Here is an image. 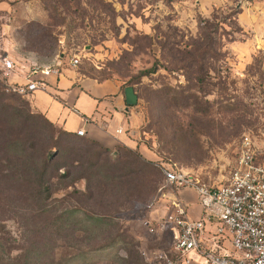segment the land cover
Segmentation results:
<instances>
[{"label": "rangeland", "instance_id": "rangeland-1", "mask_svg": "<svg viewBox=\"0 0 264 264\" xmlns=\"http://www.w3.org/2000/svg\"><path fill=\"white\" fill-rule=\"evenodd\" d=\"M37 48L47 52L31 51ZM5 54L19 67L27 56L60 57L67 71L76 55L79 71L131 85L135 137L145 153L136 152L152 162L156 181L145 187L141 179V187L140 173L121 178L114 195L138 189L142 198L122 197L110 222L90 221L106 209L102 178L70 160L68 145L76 141L28 99L5 97L2 105L12 108L0 112V172L32 173L33 162L46 159L39 170L50 192L34 201L17 197L26 183L0 179V255L41 248L55 264H165L158 255L170 254L168 233L144 224L166 213L174 197L161 167L220 184L244 136L264 146V0H0V58ZM119 147L101 160L114 162L116 152L125 153ZM121 158L141 171L133 156ZM188 190L180 194L187 204Z\"/></svg>", "mask_w": 264, "mask_h": 264}, {"label": "built area", "instance_id": "built-area-1", "mask_svg": "<svg viewBox=\"0 0 264 264\" xmlns=\"http://www.w3.org/2000/svg\"><path fill=\"white\" fill-rule=\"evenodd\" d=\"M0 80L7 93L28 96L45 90L46 80L60 74V57L22 73L8 55L0 58ZM76 67L79 58L68 60ZM23 74V83H9V73ZM83 136V128L76 130ZM164 180L171 185L174 197L165 201L166 213L144 224L150 231L168 233L170 254L158 255L165 264H264V146L244 136L238 146L234 163L224 182L209 184L181 170L161 167ZM183 189H192L198 200L200 216L189 214L188 204L180 196ZM179 191V193H178ZM230 244L233 252L225 248ZM238 252V253H235Z\"/></svg>", "mask_w": 264, "mask_h": 264}, {"label": "crops", "instance_id": "crops-1", "mask_svg": "<svg viewBox=\"0 0 264 264\" xmlns=\"http://www.w3.org/2000/svg\"><path fill=\"white\" fill-rule=\"evenodd\" d=\"M212 1L199 0L204 6ZM26 58L20 65L22 73L34 64L41 66L55 60L41 61L35 55ZM66 66L70 68L69 71L61 64L60 74L46 80L45 90H35L25 98L50 122L65 131L76 133L77 129L83 128V136L97 140L110 150L123 145L145 153L135 137L139 117L134 106L127 104L121 82L114 78L98 79L79 71L69 62ZM22 73H9L6 79L9 83H23ZM189 191L183 189L180 194ZM192 193L188 210L191 217L198 218V200L193 190Z\"/></svg>", "mask_w": 264, "mask_h": 264}, {"label": "trees", "instance_id": "trees-1", "mask_svg": "<svg viewBox=\"0 0 264 264\" xmlns=\"http://www.w3.org/2000/svg\"><path fill=\"white\" fill-rule=\"evenodd\" d=\"M32 52H44L46 53L47 50L41 51L40 49H33ZM126 87H132L131 85H122L121 89L122 91L125 90ZM133 88V87H132ZM134 90V89H133ZM5 97L14 98V99H24V96L16 95L12 93H7L4 89V85L0 81V112L3 110H6L7 108H12L11 105H2V100ZM26 99V98H25ZM45 117V116H44ZM46 121L48 123L50 122L46 117ZM64 133L67 135H70L76 142L74 144L68 145L67 153L68 157H70V160L72 162H76L77 164H81V166L84 168V170L88 169L89 176L93 177L95 179L98 175L102 178V182L97 180V185L101 184L104 185L103 188H101V196L106 198V209L105 212L94 216L91 214L90 221L94 220H101L104 221L106 219L112 220V211H115V207L123 205L125 200L123 199L122 203L120 202V199L124 197L126 199V202L129 200V198L133 195L136 197H141L143 195L142 191H139L137 189V193L132 194H113L116 192L117 184L119 183V187L124 186V184L120 181L121 178L128 177V176H137V173H140V179L137 181L136 186L142 184L143 179L145 181V187H149L153 185L156 181V174L154 167L152 166V162L146 161L136 152V149H131L123 145H117L115 148L111 150H115L120 148L119 146H122L125 150V153L120 154L116 152V158H114V162H109L108 160L102 161V155L109 153L111 150L107 147L101 145L97 140L85 137V136H78L76 133L68 132L63 130ZM80 143H86L84 146H80ZM11 148H15L14 145L11 146ZM127 153V154H126ZM131 155L135 158V164L138 166H141L142 169L133 170L132 168H129V162L127 160L122 159L121 157H125L127 155ZM90 159L91 162L88 160ZM33 168L32 173L27 172L26 170H13L7 172V174L2 175L0 172V179L7 178L8 180L18 181V182H25L27 185V189L22 193L17 195V197H21L23 195H26L28 198H32V200H38V199H44L43 197H46L49 195L50 192V185L47 183V181L44 180L43 175L44 171H40V168H46L47 166V160L44 159L42 162H33ZM72 165V164H70ZM114 169H119L120 171L118 173L114 172ZM122 172V173H121ZM66 173V176L69 174V172L65 171L63 175ZM84 174V172H83ZM62 175V176H63ZM163 175V174H162ZM95 183V184H96ZM142 187V186H141ZM89 188L91 189L89 191V198H93L94 189H96V185L92 184L89 185ZM3 188H0V196H3L2 190ZM108 198H112L111 201H108ZM77 212V210H72L70 213ZM2 249V248H1ZM41 248H34L29 250H24L20 254L16 256H12L11 252H8L6 250H3L0 255V264H32V263H41L43 262V255H46V261L45 264H55L53 255L51 254V251H42Z\"/></svg>", "mask_w": 264, "mask_h": 264}, {"label": "water", "instance_id": "water-1", "mask_svg": "<svg viewBox=\"0 0 264 264\" xmlns=\"http://www.w3.org/2000/svg\"><path fill=\"white\" fill-rule=\"evenodd\" d=\"M125 99L127 104L129 105H135L137 102V96L134 93V90L132 87H126L124 90Z\"/></svg>", "mask_w": 264, "mask_h": 264}]
</instances>
